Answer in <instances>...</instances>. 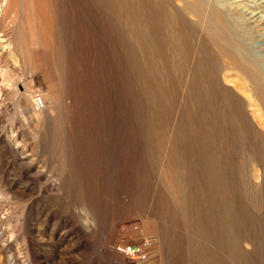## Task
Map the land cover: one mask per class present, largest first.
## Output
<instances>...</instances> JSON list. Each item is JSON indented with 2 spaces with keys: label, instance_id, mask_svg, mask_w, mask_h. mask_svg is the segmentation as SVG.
Returning <instances> with one entry per match:
<instances>
[{
  "label": "rangeland",
  "instance_id": "rangeland-1",
  "mask_svg": "<svg viewBox=\"0 0 264 264\" xmlns=\"http://www.w3.org/2000/svg\"><path fill=\"white\" fill-rule=\"evenodd\" d=\"M120 244L264 264V0H0V264Z\"/></svg>",
  "mask_w": 264,
  "mask_h": 264
},
{
  "label": "built area",
  "instance_id": "built-area-1",
  "mask_svg": "<svg viewBox=\"0 0 264 264\" xmlns=\"http://www.w3.org/2000/svg\"><path fill=\"white\" fill-rule=\"evenodd\" d=\"M45 107V99L39 92L33 94L32 108L41 110ZM118 249L123 252L134 264H140L146 260V252L140 245L136 244H120Z\"/></svg>",
  "mask_w": 264,
  "mask_h": 264
},
{
  "label": "bare ground",
  "instance_id": "bare-ground-1",
  "mask_svg": "<svg viewBox=\"0 0 264 264\" xmlns=\"http://www.w3.org/2000/svg\"><path fill=\"white\" fill-rule=\"evenodd\" d=\"M213 9V8H212ZM212 12V11H211ZM213 12H214V10H213ZM212 12V13H213ZM232 23H233V35H234V37L236 38V40L239 42V44H241V46L244 48V51H245V53H247L248 54V49H250L249 48V46H248V44H247V42H246V40L245 39H249V38H251V36H252V30L250 29V28H248L247 26H245L243 23H241L242 21L239 19V17H234V16H232V17H230V18H228ZM238 19V20H237ZM240 58H241V56H240ZM243 63V62H242ZM246 68V67H245ZM252 70V69H251ZM248 71V70H247ZM256 71V70H255ZM259 84V83H258ZM263 84V83H262ZM255 85V84H254ZM261 85V84H260ZM257 87V86H256ZM262 92H263V90H262ZM43 109V108H42ZM39 111V110H38ZM258 111H260V110H258ZM258 116V115H257ZM260 116V115H259ZM261 117V116H260Z\"/></svg>",
  "mask_w": 264,
  "mask_h": 264
}]
</instances>
